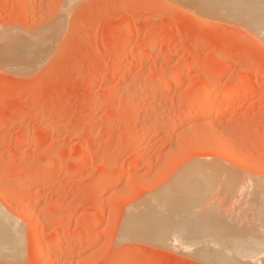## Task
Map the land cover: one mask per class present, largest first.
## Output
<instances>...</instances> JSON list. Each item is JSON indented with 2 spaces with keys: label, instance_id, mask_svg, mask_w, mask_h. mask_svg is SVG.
<instances>
[{
  "label": "rangeland",
  "instance_id": "rangeland-1",
  "mask_svg": "<svg viewBox=\"0 0 264 264\" xmlns=\"http://www.w3.org/2000/svg\"><path fill=\"white\" fill-rule=\"evenodd\" d=\"M197 1L0 0V264H264V31ZM191 170L164 207L198 246L126 230Z\"/></svg>",
  "mask_w": 264,
  "mask_h": 264
},
{
  "label": "bare ground",
  "instance_id": "bare-ground-1",
  "mask_svg": "<svg viewBox=\"0 0 264 264\" xmlns=\"http://www.w3.org/2000/svg\"><path fill=\"white\" fill-rule=\"evenodd\" d=\"M199 1H208V0H198L197 2ZM208 2H211V8H217L219 10H224L222 11V13L224 14V12L226 11V15L227 17L230 19V15L228 14H231V16L235 17V20H236V17L241 20V18L243 19L242 22L245 23V20H247V22L249 21V24L251 26H256L257 28H254L258 31H260L261 29L264 31V0H209ZM209 7V5H208ZM217 9H214V10H217ZM220 11V12H221ZM219 12V11H217ZM214 15V13H213ZM221 15V14H220ZM233 17V18H234ZM225 18V16H224ZM226 19V18H225ZM227 19V20H229ZM245 19V20H244ZM232 20V19H231ZM246 22V23H247ZM246 26V25H245ZM259 28V29H258ZM261 28V29H260ZM261 30V31H262ZM262 31V32H263ZM251 32L253 33V31L251 30ZM257 34V32L255 33ZM260 34V32L258 33ZM260 36L263 37V35L261 34ZM263 40V39H262ZM14 44V43H13ZM17 45V44H16ZM21 46H24L22 44H19ZM31 45V44H30ZM21 48V47H20ZM20 50V49H19ZM23 50V49H22ZM31 50V49H30ZM7 51V50H6ZM29 51V50H28ZM34 51V50H33ZM33 51H31L33 53ZM23 52V51H22ZM31 55V54H30ZM28 56H29V53H28ZM33 56V55H32ZM19 57V56H18ZM20 58V57H19ZM27 58V57H25ZM13 63V61H12ZM173 73V72H172ZM176 75V71H175V74L174 76ZM172 76V75H171ZM182 76V74H181ZM179 75V77H181ZM245 82V81H244ZM178 85V84H177ZM244 84L242 83H235L233 85H231L230 87H226V88H223L221 90H217L216 88L214 87H211V88H208L207 90L205 91H201L200 94H199V97L194 101L196 102V104L199 103V101L201 100H208V103L206 104L207 107L208 105L210 104H213V103H218L220 101H222L226 96H228L229 94L231 95V93H237V92H241L243 91L244 92ZM180 86V85H179ZM188 89V86L183 84L181 86V91L182 92H185L187 91ZM180 91V92H181ZM258 92V91H257ZM256 93V92H255ZM254 94V93H252ZM257 94V93H256ZM198 102V103H197ZM212 106V105H211ZM210 106V107H211ZM206 107V108H207ZM205 108V109H206ZM209 108V107H208ZM213 108V107H212ZM211 108V109H212ZM208 109L205 110V112L207 111ZM196 112V111H195ZM204 113V112H203ZM195 114V113H194ZM192 117V116H191ZM195 117V116H194ZM189 118V117H188ZM210 165V164H208ZM210 175H200L198 176L199 179H201L203 182L205 181H210L209 183H213V181H215V179H217L216 181H220L224 184V189L229 192L231 190H233L234 188V183L237 182L238 179L235 180V176L232 174H227V176H224L225 178L223 179L221 176L219 177L218 175L220 174L218 172V170H214L212 169L211 172H209ZM219 173V174H218ZM197 173H195L194 171H187L185 174H181L182 176H178V178L176 177V179H174L175 183L174 184H171L166 190H162L163 192L158 196V198L156 197L154 200L157 199V203H158V206H160L159 202L162 204L161 208H164V213L163 212H160V210L158 209H153L152 207L151 208H148L142 212H136L135 214H133L132 216H130L128 218V220L126 221V224H127V227L128 229L126 230H129L131 233H135V234H140L141 235H146V236H150L153 238V236H155V238H161L165 235H167L168 233H170L171 237L170 238L168 237V239H174L176 241H178L177 243H183L184 245H195V243H199L200 239L201 241H203V238H200L198 241L195 240V241H191L189 240L190 238L189 237H185V236H182L184 233L186 234V232L188 230H186V228L183 225L182 222L180 221H175L174 222V217H175V214H177V206H172L170 207V209L168 210L169 212L166 213V209L167 207H164V206H169L172 202H174L175 200L177 199H181L183 198V203L181 204H189L191 201H194V200H198V198H201L199 196H201L203 193L207 194V191L209 192L208 188H209V185L207 183H205V186H198L196 185V178H197ZM240 178V177H239ZM221 179V180H220ZM242 179V178H241ZM240 179V180H241ZM215 181V182H216ZM214 182V183H215ZM239 182V181H238ZM250 184V183H249ZM237 186V185H235ZM241 186V185H240ZM235 190V189H234ZM160 193V192H159ZM231 193V192H230ZM205 196V195H204ZM203 196V197H204ZM231 198V197H230ZM186 199H188L186 201ZM149 200V199H148ZM152 200V199H151ZM150 200V201H151ZM159 201V202H158ZM152 202V201H151ZM149 202V203H151ZM175 203L177 204V201H175ZM154 204V203H152ZM151 204V206H152ZM156 204V203H155ZM160 208V207H159ZM160 208V209H161ZM145 209V208H144ZM4 215V214H3ZM10 217V216H9ZM177 218V217H176ZM6 219L3 218L1 215H0V239H7V238H13V236H10L9 235V227L8 224L6 223L5 221ZM182 223V224H181ZM125 224V225H126ZM172 225V226H171ZM125 227V226H124ZM14 229V228H13ZM125 230V229H123ZM11 232V231H10ZM18 232V231H17ZM20 232V230H19ZM220 237L221 238H224L223 236V233L221 231L218 232ZM123 234V233H122ZM169 235V234H168ZM18 236V235H17ZM16 236V237H17ZM126 236V235H125ZM139 236V235H138ZM230 236V235H228ZM233 236V235H231ZM240 236V235H239ZM14 237V238H16ZM191 237V236H190ZM11 238V239H12ZM14 238L12 239L13 242L15 241ZM17 239V238H16ZM171 240V241H174V240ZM10 240V239H9ZM17 240H20L19 237ZM3 241V240H2ZM4 242V241H3ZM12 242V241H11ZM20 242V241H19ZM209 242V241H208ZM233 244L231 246H229V250L232 251V257L235 259L236 256H238L239 258H246L248 256H252V254L255 252V249L254 248H250L249 246H246L243 242H242V236H241V239H235L233 240ZM9 243V242H8ZM176 243V242H175ZM179 243V245H180ZM211 243V244H210ZM209 246H211L212 244L215 245V243L213 242H210ZM5 244V243H4ZM2 244V245H4ZM16 244V245H15ZM15 246L19 245L18 242L14 243ZM13 245V246H14ZM178 245V244H177ZM198 246V244H196ZM195 245V246H196ZM1 246V245H0ZM5 246V245H4ZM11 246V243L10 245ZM8 244L6 243V247H9ZM187 247V246H185ZM204 246H202L201 250L203 251ZM255 247V246H254ZM257 248L259 246H256ZM262 249L263 246H260ZM4 249V248H3ZM7 249V248H6ZM13 250V248H11ZM228 249V246L226 248V250ZM259 249V248H258ZM10 250V249H9ZM15 250V249H14ZM17 250V249H16ZM199 251L198 252H201L200 251V248L198 249ZM227 250V251H229ZM264 250V249H263ZM207 251V250H206ZM196 252L197 254H194V255H198L199 256V253ZM234 252V253H233ZM259 252V250H258ZM262 252V251H261ZM0 253H2L0 251ZM16 253V252H14ZM189 253H190V250H189ZM194 253V252H193ZM204 251L202 252V256H200L202 259L203 255H204ZM234 254V255H233ZM4 255V254H3ZM7 255V254H6ZM206 255V254H205ZM227 255V257H226ZM226 255L223 253L221 254V256L217 257L219 261H222V262H225L227 261V258H228V255L226 253ZM254 255V254H253ZM9 256V254H8ZM207 256V255H206ZM204 256V257H206ZM235 256V257H234ZM203 257V259H204ZM253 261V260H252ZM217 262V261H216ZM245 262V261H244ZM219 263V262H218ZM256 263V262H255ZM223 264V263H221ZM226 264V263H225ZM238 264H240V262H238Z\"/></svg>",
  "mask_w": 264,
  "mask_h": 264
}]
</instances>
